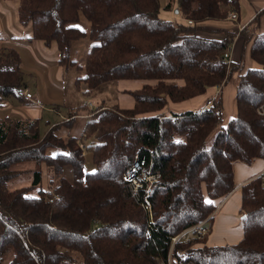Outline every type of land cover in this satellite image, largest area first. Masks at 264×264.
Wrapping results in <instances>:
<instances>
[{
  "label": "trees",
  "instance_id": "1",
  "mask_svg": "<svg viewBox=\"0 0 264 264\" xmlns=\"http://www.w3.org/2000/svg\"><path fill=\"white\" fill-rule=\"evenodd\" d=\"M16 1L29 37L55 43L58 62L81 70L76 87L83 82V93L94 96L91 107L80 102L42 135L37 118L0 117V264H264V172L240 185L242 237L205 243L213 200L235 186L233 163L264 159V32L256 30L257 15L238 31L252 61L243 68L242 58H223L236 31L204 23L228 17L239 0H166L162 7L174 6L180 20L161 17L159 0ZM80 13L90 22L87 37L76 24ZM82 39L90 46L78 62L71 49ZM231 77L236 112L225 124L220 91L201 108L159 112L168 100L220 89ZM119 78L154 82L131 91L133 106L120 108L97 95L104 86L112 92ZM21 84L17 51L0 47V99ZM81 109L88 110L82 133L93 170L85 169L77 144L82 133L69 134ZM136 157L158 178L133 197L122 175ZM21 163L26 167L17 168ZM42 164L54 175L50 183L56 180L51 188L41 186ZM64 165L72 181L63 177ZM203 220L204 233L188 229Z\"/></svg>",
  "mask_w": 264,
  "mask_h": 264
},
{
  "label": "crops",
  "instance_id": "2",
  "mask_svg": "<svg viewBox=\"0 0 264 264\" xmlns=\"http://www.w3.org/2000/svg\"><path fill=\"white\" fill-rule=\"evenodd\" d=\"M160 5L164 2L159 0ZM237 18L225 20L233 21V24L226 26H219L220 22L212 19L205 23V26L212 30L225 29L229 31H236V35L229 44V58L228 60L237 62L241 58L243 60V68L252 65L251 58L248 53V43L244 44L242 35L238 31L250 23L252 19L257 15L256 30L264 32V0H239L238 9L235 10ZM82 30L85 31L86 37L89 31L90 22L82 14H79L78 21L76 23ZM31 33L29 24H21L18 20L17 1L16 0H0V47H12L14 48L20 60V67L22 69V87H26L33 95H37L41 101V104H36L33 101H23L15 94H12L4 99H0V117H14V118H37L38 125L40 120L45 115L44 126L45 131L52 125L67 118V111L63 113L60 111L58 104H54V101H58V98L51 96L48 98L47 93L41 91L42 95L50 102H53V107L47 108V113H43V103L41 96L38 92H34L29 83L24 78V71L29 73L34 72L35 75L40 76L41 86L45 88L44 77L48 81H52V75L54 66L56 71L61 69L58 63V51L55 43L45 45L41 40L36 38H30ZM41 67L43 72L38 68ZM34 78V77H33ZM35 79V78H34ZM36 80V79H35ZM38 80L35 81L37 83ZM153 79L149 78H119L114 81L113 86L112 103L117 104L120 108H131L134 104V97L131 91L139 89L144 83H152ZM182 80L177 79L178 84H182ZM57 90H61V86L54 84ZM85 88V84L82 85ZM43 90V89H42ZM221 93L222 98V122L225 124L236 112L235 105V85L234 77H231L227 83L223 86L217 87L215 85L206 89L205 93L192 96L180 101L168 100L167 104L159 110L170 114L172 112H178L187 108H201L205 106V101L214 96L217 92ZM61 92V91H60ZM63 94L60 93V98ZM89 107L92 106L90 102ZM49 112H54L59 116L58 120L52 116H47ZM88 115L87 109H81L77 111L74 116V122L69 128V134L75 137H79L82 133L84 121ZM69 166V165H67ZM65 167V165H64ZM264 172V159L256 157L250 164H244L241 162L233 163V181L235 183L234 188L225 196L214 199L215 209L213 211V218L210 224L209 232L206 236L205 243L208 245H223L237 242L242 237V224L240 220V185L248 179L259 175ZM206 197V195H205ZM207 198V197H206ZM201 244V243H199ZM175 264H191V263H175Z\"/></svg>",
  "mask_w": 264,
  "mask_h": 264
},
{
  "label": "rangeland",
  "instance_id": "3",
  "mask_svg": "<svg viewBox=\"0 0 264 264\" xmlns=\"http://www.w3.org/2000/svg\"><path fill=\"white\" fill-rule=\"evenodd\" d=\"M165 3L166 0H161ZM174 4V3H173ZM159 15L161 17L164 18H169V19H176V20H180L181 17L178 13L174 12V6L170 9H165L162 7H160L159 10ZM230 19V18H228ZM208 21H212V20H208ZM205 21L204 23L208 22ZM219 21L220 25L219 26H226L229 24H233V21L230 20H225V19H221V20H217ZM90 46V42L88 40H79L78 42H74L72 45V49H71V56L73 58H75L78 62H80L81 60H83L84 55L88 49V47ZM58 57V56H57ZM59 63V62H58ZM61 67V69L58 70V73L56 71V67L54 66V71H53V75H52V81H48L46 79V76L44 77V82L46 83L45 88H42L41 86V81L40 80V76L39 75H35L36 73L31 72L29 73V71H24V78L26 79L27 83H29L30 88L34 91V92H38L41 96L42 99V103L44 106V109L42 110L43 113L45 112V114L47 113V108L49 107H53V102H50V99H47L46 97H44L42 95L41 91L47 93L48 98H51V96H54L56 98H58V101H54V104H58L60 111L63 113L64 111H68V109H72V107H74L75 105L79 104L80 102H89V100H93V96H87L83 93L84 88H82L84 85L83 82H80V85L78 86V88L76 87V85L74 84V79L81 75V70L77 67H64L63 65H61L60 63L57 64ZM37 68L43 72V69L41 67ZM44 73V72H43ZM38 80L37 83H35V79ZM54 84H57L58 86H61V92L59 90H57L54 86ZM111 84L113 86H115L114 82H111ZM111 85V86H112ZM110 86V87H111ZM43 89V90H42ZM60 93L63 94L62 98H60ZM113 93V87H112V92H109V88H106V86H104V88H100L99 92H97V95H102V97H107L106 100V104L107 105H111L112 104V96L111 94ZM50 114H47V116H52L50 117V119L54 118V120H58L59 116L56 115L54 112H49ZM45 115L44 117H42V119L40 120L39 123V133L42 135L45 133V126H44V120H45ZM88 140V139H87ZM86 140V143H87ZM84 164H85V169L86 170H93L94 169V164L90 158V152L88 150H85V154H84ZM17 168H23L26 167L25 163H21V164H17L16 165ZM41 186L43 188H51V186H53V184L56 182V180L52 181V183H50V179L54 178V175L50 172L49 168L45 165L42 164L41 166ZM62 175L63 177H65L68 181H72L73 179V173L72 170L70 168V166L65 165V167L63 166L62 168ZM16 181H18V179H13L11 182L15 183ZM20 182H16V186L20 185ZM3 264V263H1Z\"/></svg>",
  "mask_w": 264,
  "mask_h": 264
},
{
  "label": "built area",
  "instance_id": "4",
  "mask_svg": "<svg viewBox=\"0 0 264 264\" xmlns=\"http://www.w3.org/2000/svg\"><path fill=\"white\" fill-rule=\"evenodd\" d=\"M228 17L230 19H236L237 15L235 11H232L228 14ZM190 22V21H188ZM229 51L230 46L223 51V58L228 59L229 58ZM15 95L22 99L23 101H33L36 104H41V101L37 95H33V93L28 90L26 87H18L15 91ZM210 103V100L206 101V105ZM86 135L82 133L81 137L77 140V144L81 149L80 154L83 155L85 151L86 146ZM158 173L152 172L149 169L145 167L144 159L141 157H136L127 171L122 175V179L125 182V189L124 191L129 194L130 196L137 197L139 195V189L141 187H144V189L147 191V189L157 181ZM147 211H150V207L148 203H143ZM205 220L197 223V225H194L190 228H194L195 226L200 227V232L204 233L207 230V227L204 225ZM187 229V230H188ZM177 236H175L173 239L175 240Z\"/></svg>",
  "mask_w": 264,
  "mask_h": 264
},
{
  "label": "snow or ice",
  "instance_id": "5",
  "mask_svg": "<svg viewBox=\"0 0 264 264\" xmlns=\"http://www.w3.org/2000/svg\"><path fill=\"white\" fill-rule=\"evenodd\" d=\"M208 203H211V201H208Z\"/></svg>",
  "mask_w": 264,
  "mask_h": 264
}]
</instances>
